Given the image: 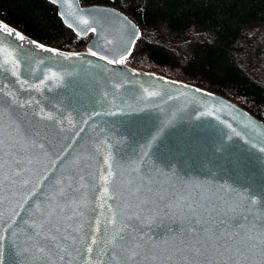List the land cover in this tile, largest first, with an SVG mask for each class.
<instances>
[{"label": "water", "instance_id": "1", "mask_svg": "<svg viewBox=\"0 0 264 264\" xmlns=\"http://www.w3.org/2000/svg\"><path fill=\"white\" fill-rule=\"evenodd\" d=\"M47 1L77 38L91 37L86 51L64 52L0 20V120L8 125L14 118L25 134H43L34 124L33 114L41 113L37 120L51 114L62 120L66 129L59 139L49 136L54 145L51 153L33 152L31 170L22 178L29 181L28 185L0 204V255L4 264H67L37 247L30 225L37 223L38 206L54 195V179L76 168L80 160L91 161L84 188L89 217L103 210L101 219H106L111 203L101 200L103 188L94 182L97 169L103 170L106 160L113 161L121 172L118 183L126 187V174L139 168L140 162L146 160L144 167L148 169L159 167L153 157L162 151L161 142L193 140L202 148L192 151L186 162L174 165L167 174V181L174 186L199 190L202 185L223 184L229 191L235 189L233 200L222 208L229 212L238 199L246 200L250 194L264 200V123L221 95L153 71L108 63L109 59L118 61L129 42L132 29L125 19L139 31L117 9L84 6L79 0ZM84 18L89 25L83 24ZM152 92L157 95L150 96ZM13 97L28 105H11ZM5 104L9 107H3ZM209 148L217 155L226 148L230 154L242 156L245 163L238 171H213L204 160ZM170 215L162 210L156 221L146 214L141 226L155 232L157 238H166L179 227ZM255 217L259 220V211ZM239 223L233 221L234 225ZM254 259L259 264L264 258ZM75 264L84 261L77 259Z\"/></svg>", "mask_w": 264, "mask_h": 264}, {"label": "snow or ice", "instance_id": "2", "mask_svg": "<svg viewBox=\"0 0 264 264\" xmlns=\"http://www.w3.org/2000/svg\"><path fill=\"white\" fill-rule=\"evenodd\" d=\"M82 22L89 25L87 18ZM125 23L132 29L129 42L121 58L109 59L110 64L123 63L138 51L141 33L126 19ZM16 35L23 39L19 33ZM10 104L25 108L28 102L13 97ZM37 116L41 113L33 114V122L43 134L37 131L25 134L14 118L8 125L0 120V204L28 185L29 181L22 178L31 170L33 152L38 149L41 154L51 153L54 145L49 136L59 139L66 131L63 121H57L51 114L40 120ZM155 139H159V134ZM160 147L162 151L153 157L159 167L148 169L144 167L146 160L140 162L139 168L126 174V187L118 183L121 172L113 161L106 160V167L97 169L94 182L103 188L101 200L111 201L106 219H101L105 215L103 210L99 215H88L84 188L89 180L90 159L80 160L76 168L55 178L54 195L38 206L37 223L30 225L37 247L67 264H75L77 259L84 264H257L254 258H264V200L250 194L246 200L238 199L229 212L222 208L233 200L235 189L229 191L223 184L202 185L199 190L174 186L167 181V174L174 165L186 162L192 151L200 152L202 148L193 140L161 142ZM204 160L213 171H238L245 163L242 156L232 155L226 148L220 155L209 148ZM96 207L103 208V204ZM162 210L165 215L171 213L169 218L179 227L172 229L166 238L165 235L157 238L155 232L141 224L146 214L158 221ZM256 211L260 213L259 220ZM235 220L240 223L234 225ZM0 264H4L2 255ZM259 264H264V259Z\"/></svg>", "mask_w": 264, "mask_h": 264}, {"label": "trees", "instance_id": "3", "mask_svg": "<svg viewBox=\"0 0 264 264\" xmlns=\"http://www.w3.org/2000/svg\"><path fill=\"white\" fill-rule=\"evenodd\" d=\"M110 6L141 33L125 59L221 95L264 123V0H79ZM0 20L35 41L80 52L79 39L47 0H0Z\"/></svg>", "mask_w": 264, "mask_h": 264}, {"label": "rangeland", "instance_id": "4", "mask_svg": "<svg viewBox=\"0 0 264 264\" xmlns=\"http://www.w3.org/2000/svg\"><path fill=\"white\" fill-rule=\"evenodd\" d=\"M82 51H85V47H83L82 48ZM119 64H123V65H127L128 66V63H127V61L126 60H124V62L123 63H119ZM141 70V69H140ZM145 71H147V70H145Z\"/></svg>", "mask_w": 264, "mask_h": 264}]
</instances>
